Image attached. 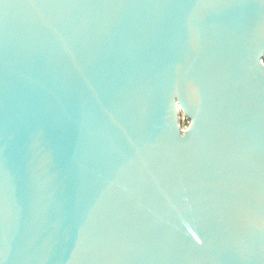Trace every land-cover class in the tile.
Wrapping results in <instances>:
<instances>
[{
  "label": "water",
  "instance_id": "obj_1",
  "mask_svg": "<svg viewBox=\"0 0 264 264\" xmlns=\"http://www.w3.org/2000/svg\"><path fill=\"white\" fill-rule=\"evenodd\" d=\"M0 264H264V0H0Z\"/></svg>",
  "mask_w": 264,
  "mask_h": 264
},
{
  "label": "rangeland",
  "instance_id": "obj_2",
  "mask_svg": "<svg viewBox=\"0 0 264 264\" xmlns=\"http://www.w3.org/2000/svg\"><path fill=\"white\" fill-rule=\"evenodd\" d=\"M182 124H183V126L185 127H187L188 126V123H187V121L184 119V117H183V120H182Z\"/></svg>",
  "mask_w": 264,
  "mask_h": 264
}]
</instances>
